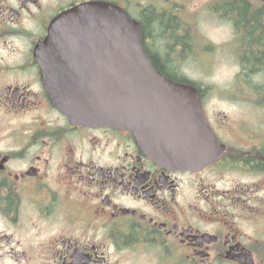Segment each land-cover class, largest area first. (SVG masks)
I'll list each match as a JSON object with an SVG mask.
<instances>
[{
	"label": "flooded vegetation",
	"instance_id": "af4514ba",
	"mask_svg": "<svg viewBox=\"0 0 264 264\" xmlns=\"http://www.w3.org/2000/svg\"><path fill=\"white\" fill-rule=\"evenodd\" d=\"M91 3L135 19L155 71L195 88L216 159L179 168L150 141L185 142L182 110L138 141L54 106L42 61L64 56L61 17ZM217 60L234 84H191L188 63ZM260 79L264 0H0V264H264Z\"/></svg>",
	"mask_w": 264,
	"mask_h": 264
},
{
	"label": "water",
	"instance_id": "95a60500",
	"mask_svg": "<svg viewBox=\"0 0 264 264\" xmlns=\"http://www.w3.org/2000/svg\"><path fill=\"white\" fill-rule=\"evenodd\" d=\"M60 21L63 26L54 37L64 56L42 61L52 85V103L59 111L74 123L127 129L141 141V124L168 122L171 111L182 110V122L189 127L185 142L168 134H155L150 141L166 151L167 163L179 168L194 169L216 159L218 142L205 122L195 88L173 83L155 71L141 47L136 21L104 3L80 5ZM46 44L53 45L49 39ZM84 64L86 71L78 67Z\"/></svg>",
	"mask_w": 264,
	"mask_h": 264
},
{
	"label": "rangeland",
	"instance_id": "374dc122",
	"mask_svg": "<svg viewBox=\"0 0 264 264\" xmlns=\"http://www.w3.org/2000/svg\"><path fill=\"white\" fill-rule=\"evenodd\" d=\"M213 37H219L217 31L210 32ZM229 67H226V62L224 61H211L209 64L201 61H194L188 63L186 67V76L192 82L209 84V85H230L235 83V78L231 76L230 72H225V70H231L230 62ZM207 67V69L205 68ZM206 69V71H204ZM264 81V79H260Z\"/></svg>",
	"mask_w": 264,
	"mask_h": 264
},
{
	"label": "trees",
	"instance_id": "16d2710c",
	"mask_svg": "<svg viewBox=\"0 0 264 264\" xmlns=\"http://www.w3.org/2000/svg\"><path fill=\"white\" fill-rule=\"evenodd\" d=\"M191 84H194V82H191Z\"/></svg>",
	"mask_w": 264,
	"mask_h": 264
}]
</instances>
